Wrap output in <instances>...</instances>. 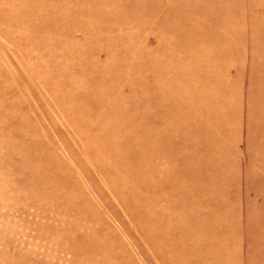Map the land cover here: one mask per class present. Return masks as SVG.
<instances>
[{
	"label": "rangeland",
	"instance_id": "rangeland-1",
	"mask_svg": "<svg viewBox=\"0 0 264 264\" xmlns=\"http://www.w3.org/2000/svg\"><path fill=\"white\" fill-rule=\"evenodd\" d=\"M0 264H264V0H0Z\"/></svg>",
	"mask_w": 264,
	"mask_h": 264
}]
</instances>
